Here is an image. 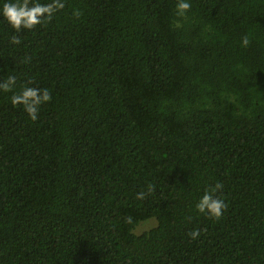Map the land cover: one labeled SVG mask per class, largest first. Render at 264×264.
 I'll list each match as a JSON object with an SVG mask.
<instances>
[{
  "label": "trees",
  "instance_id": "obj_1",
  "mask_svg": "<svg viewBox=\"0 0 264 264\" xmlns=\"http://www.w3.org/2000/svg\"><path fill=\"white\" fill-rule=\"evenodd\" d=\"M175 4L65 0L19 45L0 17V79L52 94L0 93V264H264V0Z\"/></svg>",
  "mask_w": 264,
  "mask_h": 264
},
{
  "label": "clouds",
  "instance_id": "obj_2",
  "mask_svg": "<svg viewBox=\"0 0 264 264\" xmlns=\"http://www.w3.org/2000/svg\"><path fill=\"white\" fill-rule=\"evenodd\" d=\"M191 6V0H176L175 15L181 18L185 17ZM64 7L65 0H0V17L13 30L9 43L19 45L21 39L17 33H20L21 30L35 29L38 25L51 21ZM175 26L177 28L181 26L179 21ZM240 44L242 47H248L250 44L249 37L244 35ZM16 84V76L6 74L3 79H0V93L13 92ZM51 100L52 94L48 88L33 87L31 82L21 87L19 92H13L10 97L11 104L14 107L22 108L31 121H36L39 118L41 107ZM222 188L223 185L219 182L206 188L196 201L195 210L200 214L208 215L217 220L220 219L227 209L225 200L218 195ZM152 191L153 186L147 185V191L136 194L137 199H143ZM189 236L193 240L197 239L200 236V230L194 229L189 233Z\"/></svg>",
  "mask_w": 264,
  "mask_h": 264
},
{
  "label": "rangeland",
  "instance_id": "obj_3",
  "mask_svg": "<svg viewBox=\"0 0 264 264\" xmlns=\"http://www.w3.org/2000/svg\"><path fill=\"white\" fill-rule=\"evenodd\" d=\"M157 225V222L154 218L147 219L141 222L134 230L135 234H142L148 232Z\"/></svg>",
  "mask_w": 264,
  "mask_h": 264
}]
</instances>
